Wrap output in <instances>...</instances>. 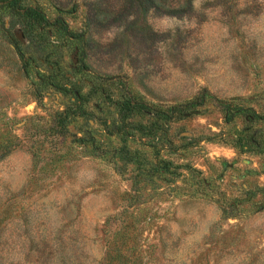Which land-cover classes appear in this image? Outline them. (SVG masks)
Segmentation results:
<instances>
[{
	"label": "rangeland",
	"instance_id": "1",
	"mask_svg": "<svg viewBox=\"0 0 264 264\" xmlns=\"http://www.w3.org/2000/svg\"><path fill=\"white\" fill-rule=\"evenodd\" d=\"M7 1L0 264H264V0Z\"/></svg>",
	"mask_w": 264,
	"mask_h": 264
},
{
	"label": "trees",
	"instance_id": "2",
	"mask_svg": "<svg viewBox=\"0 0 264 264\" xmlns=\"http://www.w3.org/2000/svg\"><path fill=\"white\" fill-rule=\"evenodd\" d=\"M157 1H167V0H147V2L151 5L150 7H154L155 4L157 3ZM193 0H189L188 3L191 4L190 2H192ZM7 2H11V4H15L14 7L18 6L21 3V0H8ZM60 13H63V8H56ZM23 15H32L34 16L35 14L40 17L43 18L44 20L47 18L46 14L43 13L42 11H40V8H38V6L36 7H31L28 10H25L23 13ZM63 19L61 18V16L57 17V21L60 25H62L63 29L68 30V28H66V24L64 21H62ZM30 26H32V24H30ZM29 27V26H28ZM21 30L23 31V35L24 38H26L28 41H32V38L30 37V34L28 32L27 26H25V24H21L20 25ZM31 28V27H29ZM32 29V28H31ZM70 78V77H69ZM76 95L79 97V92L76 93ZM126 109H124L123 113H129L130 111V107L132 106L129 102L125 105ZM123 105L122 108L125 107ZM222 112L224 114V117L226 119L227 122H231L232 120L236 119L237 117H243L246 122L248 123L247 126L244 129V132L247 133L246 135V139L242 138L238 141V147L245 150L247 149V151L250 149V147L254 146L255 149L259 152H264V133L260 132V131H251V126L252 124L259 122V121H264V118L262 116H260L257 112H251L253 111L252 109H246L243 108L242 106L238 105L236 106L235 103L233 102H224L222 105ZM134 108V107H133ZM135 108H140V106H137ZM186 107L185 106H175L172 108H168L166 110H159L156 111L154 113V115H156L157 120L160 121H164L167 124L171 123V122H175L177 120L182 119V117L184 118L185 116V112H186ZM252 113V114H251ZM176 114H178V116H176ZM128 116V117H127ZM129 116H131V114H126L125 116V122L129 121L131 118H129ZM250 132H252L250 134ZM256 136L259 137V140H255ZM261 138V139H260ZM251 151V149H250Z\"/></svg>",
	"mask_w": 264,
	"mask_h": 264
}]
</instances>
